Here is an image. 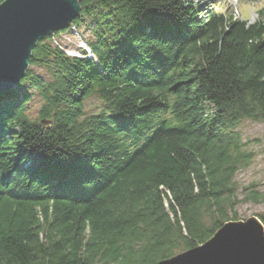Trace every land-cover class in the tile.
Listing matches in <instances>:
<instances>
[{
  "label": "trees",
  "instance_id": "16d2710c",
  "mask_svg": "<svg viewBox=\"0 0 264 264\" xmlns=\"http://www.w3.org/2000/svg\"><path fill=\"white\" fill-rule=\"evenodd\" d=\"M78 1L0 94V264H157L237 220L234 177L251 160L237 128L264 121V18ZM83 20L88 51L53 45ZM92 95L105 109L87 116Z\"/></svg>",
  "mask_w": 264,
  "mask_h": 264
},
{
  "label": "water",
  "instance_id": "95a60500",
  "mask_svg": "<svg viewBox=\"0 0 264 264\" xmlns=\"http://www.w3.org/2000/svg\"><path fill=\"white\" fill-rule=\"evenodd\" d=\"M78 0H4L0 3V94L25 77L36 45L68 28ZM157 264H264V224L253 215L230 220L211 238Z\"/></svg>",
  "mask_w": 264,
  "mask_h": 264
},
{
  "label": "rangeland",
  "instance_id": "374dc122",
  "mask_svg": "<svg viewBox=\"0 0 264 264\" xmlns=\"http://www.w3.org/2000/svg\"><path fill=\"white\" fill-rule=\"evenodd\" d=\"M195 3L202 10L211 8L249 23L264 18V0H196ZM202 15L205 16L204 13ZM89 22L83 20L78 27H71L58 34L53 38V45H60L70 55H80L82 50L88 51V41L93 39V26ZM33 71L41 77L49 78L47 70L42 67H35ZM40 105L41 100L37 97L27 106L31 120L38 119ZM104 109L105 104L98 95L88 97L83 106L87 116ZM237 131L244 143V150L251 154V160L234 177L235 206L229 211V216L244 220L253 215L264 216V121L243 120ZM253 194L259 196L256 201L251 199Z\"/></svg>",
  "mask_w": 264,
  "mask_h": 264
}]
</instances>
